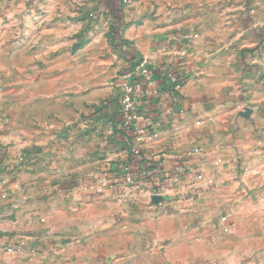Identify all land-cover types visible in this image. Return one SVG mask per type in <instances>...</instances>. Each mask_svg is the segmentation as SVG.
I'll return each instance as SVG.
<instances>
[{
	"label": "crops",
	"instance_id": "0c3cea01",
	"mask_svg": "<svg viewBox=\"0 0 264 264\" xmlns=\"http://www.w3.org/2000/svg\"><path fill=\"white\" fill-rule=\"evenodd\" d=\"M93 3L120 9V45L99 16L0 103V264H264V0ZM141 56L183 86L154 75L136 125L155 136L136 142L107 116Z\"/></svg>",
	"mask_w": 264,
	"mask_h": 264
},
{
	"label": "rangeland",
	"instance_id": "374dc122",
	"mask_svg": "<svg viewBox=\"0 0 264 264\" xmlns=\"http://www.w3.org/2000/svg\"><path fill=\"white\" fill-rule=\"evenodd\" d=\"M94 0H0V103L14 108L16 83L26 82L51 60L87 44L86 31L98 22L107 26L112 45H120L111 34L115 19L97 9ZM119 1V0H118ZM122 6L128 3L119 1ZM86 29V31H85ZM19 83V82H18ZM18 85V84H17Z\"/></svg>",
	"mask_w": 264,
	"mask_h": 264
},
{
	"label": "built area",
	"instance_id": "2783aa9c",
	"mask_svg": "<svg viewBox=\"0 0 264 264\" xmlns=\"http://www.w3.org/2000/svg\"><path fill=\"white\" fill-rule=\"evenodd\" d=\"M128 3V0H122ZM154 70L146 56L138 57V62L134 67H130L124 75L127 80L116 83L119 90V101L121 105L122 120L117 124L119 129H132L136 142H141L143 139H152L155 136L154 132H149L147 129H140L136 122L141 118L138 110L136 109L139 96L144 93V88L152 87L154 91L159 88L154 78ZM169 82L170 90L173 93H178L182 86L183 81L174 71L169 69L166 73ZM136 169V168H135ZM124 180L132 188L141 186L142 179H135L133 169L130 166L124 168ZM225 220V217H222ZM8 251H20V245L15 243L13 246L7 248Z\"/></svg>",
	"mask_w": 264,
	"mask_h": 264
},
{
	"label": "trees",
	"instance_id": "16d2710c",
	"mask_svg": "<svg viewBox=\"0 0 264 264\" xmlns=\"http://www.w3.org/2000/svg\"><path fill=\"white\" fill-rule=\"evenodd\" d=\"M118 1V0H117ZM120 1V0H119ZM120 9H114V8H111L110 9V13L112 15V17L115 19L116 23L113 24L112 28H111V34L113 36H117L119 39H120V33H119V30H120V27H121V18H120V13H119ZM135 59V62L130 66L131 68L134 67L137 62H138V57L134 58ZM154 75L158 76L157 79L159 80L158 82V85H162L163 87H165L167 85V76L166 74L164 73H161V70H154ZM102 110V108H98L95 113V114H99L100 111ZM106 116V115H105ZM108 120H110L112 123H113V132H112V135L115 136V135H120L123 139H126L128 141H131L132 139H134V135H133V132H132V129L128 128V129H119L117 128V124L122 120V113H121V110H119L115 116H107ZM130 149L132 146V144L129 145ZM132 153L130 151V154H129V157L127 158V160L125 161V163L123 164L124 166H130L132 167L133 169V175L135 177V179H143V178H146L145 175H142L143 172L145 171V169H141V168H138V169H135L136 166H140V163L143 161L140 153L137 151V153H134L132 156Z\"/></svg>",
	"mask_w": 264,
	"mask_h": 264
}]
</instances>
